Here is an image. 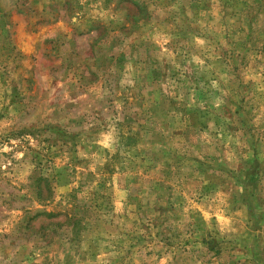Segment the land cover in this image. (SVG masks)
<instances>
[{
    "label": "rangeland",
    "instance_id": "1",
    "mask_svg": "<svg viewBox=\"0 0 264 264\" xmlns=\"http://www.w3.org/2000/svg\"><path fill=\"white\" fill-rule=\"evenodd\" d=\"M0 264H264V0H0Z\"/></svg>",
    "mask_w": 264,
    "mask_h": 264
}]
</instances>
